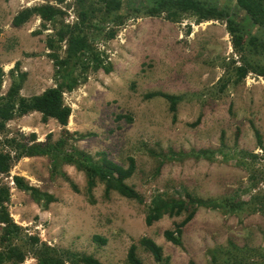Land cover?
Returning a JSON list of instances; mask_svg holds the SVG:
<instances>
[{
    "label": "rangeland",
    "instance_id": "obj_1",
    "mask_svg": "<svg viewBox=\"0 0 264 264\" xmlns=\"http://www.w3.org/2000/svg\"><path fill=\"white\" fill-rule=\"evenodd\" d=\"M75 1L57 5L65 17L42 31L38 17L20 28H14L12 21L23 9L56 5L55 0H0L3 95L11 84L8 73L16 63L19 73L26 75L21 96L40 95L55 86L46 40L62 21L75 22ZM121 1L124 21L116 27V36L106 40L97 34L94 41L112 71L89 72L85 83L64 95L71 109L68 126L63 129L51 120L42 124L41 116L33 113L9 122L7 131L10 137L35 134L38 142L48 135L52 142L57 141L66 131L73 136L70 145L96 160L105 154L126 167L127 159L133 158L136 170L127 184L142 197L143 204L116 192L106 198L101 184L93 190L91 203L83 173L71 166L60 169L78 189L75 193L62 176L51 178L48 158H25L4 180L10 188L11 218L48 245L93 256L102 264H126L129 247L142 238L153 240L166 259L156 263L137 246L142 264H209L208 250L225 248L228 242L264 251V212L253 213L250 205L255 195L264 201V77L251 72L242 82H230L221 91L220 86L232 74V63L241 64L224 23L196 25L187 15L175 24L133 12L155 0ZM205 1L220 8L228 4ZM228 5L233 19L246 32L252 30L246 15ZM257 36L264 40V32ZM251 61L264 69V50ZM154 92L183 96L175 120L164 100L144 98ZM254 130L259 132L261 147ZM14 176L52 195L56 203L43 211L11 184ZM186 193L202 200H232L239 210L199 208L183 229V247L178 248L166 242L163 233L174 230L185 213L164 216L151 227L146 226L145 218L155 195L176 200ZM93 236L107 243H94ZM24 264L36 262L28 258Z\"/></svg>",
    "mask_w": 264,
    "mask_h": 264
},
{
    "label": "trees",
    "instance_id": "obj_2",
    "mask_svg": "<svg viewBox=\"0 0 264 264\" xmlns=\"http://www.w3.org/2000/svg\"><path fill=\"white\" fill-rule=\"evenodd\" d=\"M224 1L233 4L246 15L252 30L246 32V27L233 19L230 5L225 4L220 8L216 3L212 5L205 0H155L151 5L133 12L144 17H163L175 24L181 23L187 15L194 19L196 25L206 22L224 23L231 38L233 50L240 57L241 64L235 66L236 63H232L234 66L230 78L220 86V90L223 91L228 83L238 84L251 72L264 77V69L251 61L252 56L261 55L264 50V40L257 36L264 32V0ZM55 2L56 5L46 4L23 9L13 19L12 26L20 28L32 17H38L41 21L40 29L47 31L48 24L57 23V19L64 18L66 14L57 6L62 5L65 0H55ZM75 7V22L70 25L62 21L46 40V48L50 52L54 68V87L45 90L40 95L29 98L21 96L20 92L26 75L19 73V63H16L8 73L11 84L6 94L3 95L1 90L4 73L0 70V264H24L28 258L33 259L36 264H102L93 256L50 246L41 241L37 235L26 233L25 229L14 222L8 210L11 199L10 188L4 184V180L9 178L14 165L22 159L48 158L51 178L62 176L76 193L78 192L76 186L64 173L60 172L63 166L74 167L85 176L86 194L91 203H93V190L97 184H101L104 187L106 198L112 192H116L122 198L143 204L142 197L127 184L136 170L133 158L127 159L126 167L112 162L105 154H99L96 160L70 145L69 139L73 136L66 131H63L64 136L53 142L51 135L46 136L44 142H38L35 134L28 137L22 134L10 137L8 134L7 124L9 122L33 113L41 116L42 124H47L51 120L59 127L66 128L71 109L65 104L64 95L73 92L79 85L85 83L89 72L111 73V65L105 62L102 53L94 46V41L97 34L106 40H112L116 36V27L121 26L124 21L120 15L123 9L122 1L76 0ZM109 24H112V27L106 28ZM144 98L164 100L168 104L173 120L176 118L178 105L183 100V96L161 92L149 93ZM254 134L258 146L261 147L259 132L254 130ZM203 152L208 153V151ZM252 158L255 157L252 156ZM252 180H254L253 176ZM12 182L18 191L28 194L43 211L56 203L55 197L30 186L22 177L14 176ZM250 205L253 213L264 212V201H260L258 195L253 197ZM199 208L224 212L239 210L232 200H202L187 193L183 199L168 200L163 195L157 194L151 200L145 224L151 227L164 216L174 218L185 213L184 220L175 225L174 230H166L163 233L166 242L182 248L183 229L194 219ZM92 240L100 245L107 243L99 236H93ZM137 246L150 254L156 263L166 262L162 255V248L153 240L142 238L138 245L132 244L129 247L126 264H142L137 257ZM208 258L209 264H264V251L251 247H239L228 242L225 248L208 250Z\"/></svg>",
    "mask_w": 264,
    "mask_h": 264
},
{
    "label": "built area",
    "instance_id": "obj_3",
    "mask_svg": "<svg viewBox=\"0 0 264 264\" xmlns=\"http://www.w3.org/2000/svg\"><path fill=\"white\" fill-rule=\"evenodd\" d=\"M13 185V183H11Z\"/></svg>",
    "mask_w": 264,
    "mask_h": 264
}]
</instances>
